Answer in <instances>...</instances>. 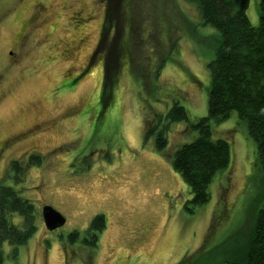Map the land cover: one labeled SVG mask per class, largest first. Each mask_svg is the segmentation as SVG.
<instances>
[{
  "label": "rangeland",
  "instance_id": "obj_1",
  "mask_svg": "<svg viewBox=\"0 0 264 264\" xmlns=\"http://www.w3.org/2000/svg\"><path fill=\"white\" fill-rule=\"evenodd\" d=\"M259 2L246 10L254 26ZM218 36L189 0H0V183L37 210L35 234L16 250L5 243L1 264H64L54 242L84 233L97 214L107 223L97 247L78 248L68 264H220L232 256L262 205L246 125L236 112L211 123L213 137L229 141L231 163L205 204L192 206L172 164L198 137L193 124L208 116ZM123 41L126 51L107 55ZM165 54L151 92L148 76ZM175 101L188 119L170 123L168 146L158 151L147 127ZM16 162L21 182L13 179ZM45 205L66 215L59 232L46 230Z\"/></svg>",
  "mask_w": 264,
  "mask_h": 264
},
{
  "label": "trees",
  "instance_id": "obj_2",
  "mask_svg": "<svg viewBox=\"0 0 264 264\" xmlns=\"http://www.w3.org/2000/svg\"><path fill=\"white\" fill-rule=\"evenodd\" d=\"M189 1L197 7L202 22L213 26L219 36L215 57L208 63V116L193 124L198 128L199 135L175 152L173 168L188 186L193 196L190 201L192 206L195 208L205 204L210 199V186L216 175L226 170L231 163L230 143L225 138L213 137L211 123L218 124L229 118L231 113H237L239 120L246 125L249 138L254 141L253 173L259 187L255 197L260 193L262 205L250 218L252 224L248 237L238 243L231 257H223L220 264H264V0L258 4V26L250 22L246 13L250 0ZM127 44L123 41L116 46L112 42L107 55L116 51L122 54ZM168 56H161L150 72L155 76H148L149 81H152L151 92L156 89L157 76L169 61ZM107 57L106 65L110 69V57ZM111 68L115 69L114 66ZM108 78L111 80V75ZM108 92L109 87L103 95L107 96ZM100 104L102 111L105 110L108 101L104 96ZM157 116L159 121L147 127L146 136L156 134V148L164 151L168 146L170 123L187 120L188 112L175 101L170 110L157 112ZM32 159L38 163L41 161V157L36 155ZM23 167L18 162L12 164L14 182L23 180ZM250 179L252 182L253 176ZM15 215L22 218L21 226L13 223ZM36 222L37 210L34 204L22 197L14 186L0 183V264L5 257L4 244L9 243L14 250L25 245L37 230ZM104 222L102 215L95 217L88 232L102 230ZM177 264L188 262L182 259Z\"/></svg>",
  "mask_w": 264,
  "mask_h": 264
},
{
  "label": "flooded vegetation",
  "instance_id": "obj_3",
  "mask_svg": "<svg viewBox=\"0 0 264 264\" xmlns=\"http://www.w3.org/2000/svg\"><path fill=\"white\" fill-rule=\"evenodd\" d=\"M75 50L74 48H69L68 50H66L70 55L73 53L72 51ZM95 55V53L93 54V52H91L90 58H89V62L87 63L89 66H86L85 69L83 71H87L90 69L91 65H92V58ZM68 85H71V82L65 83ZM63 214V213H62ZM64 215V214H63ZM102 215V214H97L95 217ZM66 218V222H67V217L66 215H64ZM104 217V228L100 231H91L88 232L89 228L91 227V223L94 220V218L92 219L89 227L84 231V233H80V232H71L70 234L67 235L66 239H68V242H65L64 240H60L58 239L57 241L54 242V246L53 248H55L56 246L60 247L61 251H62V256H63V262L64 264H68L70 258H72L73 255L77 254L76 250L78 248H84L86 246L88 247H97L98 242L103 234V232L105 231L106 228V218L104 215H102ZM43 218V216H42ZM66 222L63 226L58 227L56 229L53 230H49L47 227L46 230L51 231V232H59L65 225ZM46 226V225H45ZM76 248V249H75ZM46 252H49V250H45ZM77 256V255H76Z\"/></svg>",
  "mask_w": 264,
  "mask_h": 264
},
{
  "label": "water",
  "instance_id": "obj_4",
  "mask_svg": "<svg viewBox=\"0 0 264 264\" xmlns=\"http://www.w3.org/2000/svg\"><path fill=\"white\" fill-rule=\"evenodd\" d=\"M42 216L44 223L49 230L61 227L66 222L65 216L50 205L43 206Z\"/></svg>",
  "mask_w": 264,
  "mask_h": 264
}]
</instances>
